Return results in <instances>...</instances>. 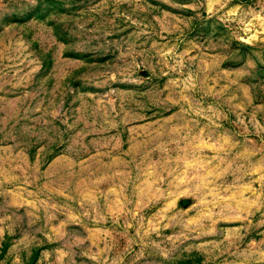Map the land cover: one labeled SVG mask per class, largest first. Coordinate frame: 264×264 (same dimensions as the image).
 <instances>
[{"label": "rangeland", "instance_id": "1", "mask_svg": "<svg viewBox=\"0 0 264 264\" xmlns=\"http://www.w3.org/2000/svg\"><path fill=\"white\" fill-rule=\"evenodd\" d=\"M0 264H264V0H0Z\"/></svg>", "mask_w": 264, "mask_h": 264}]
</instances>
